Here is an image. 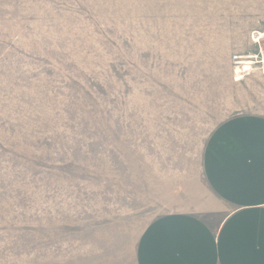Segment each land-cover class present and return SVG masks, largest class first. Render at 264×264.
Masks as SVG:
<instances>
[{
	"label": "rangeland",
	"instance_id": "1",
	"mask_svg": "<svg viewBox=\"0 0 264 264\" xmlns=\"http://www.w3.org/2000/svg\"><path fill=\"white\" fill-rule=\"evenodd\" d=\"M258 33L264 0H0V264H136L210 133L264 115Z\"/></svg>",
	"mask_w": 264,
	"mask_h": 264
},
{
	"label": "crops",
	"instance_id": "2",
	"mask_svg": "<svg viewBox=\"0 0 264 264\" xmlns=\"http://www.w3.org/2000/svg\"><path fill=\"white\" fill-rule=\"evenodd\" d=\"M202 173L195 211L152 221L136 264H264V115L220 123L206 141Z\"/></svg>",
	"mask_w": 264,
	"mask_h": 264
},
{
	"label": "bare ground",
	"instance_id": "3",
	"mask_svg": "<svg viewBox=\"0 0 264 264\" xmlns=\"http://www.w3.org/2000/svg\"><path fill=\"white\" fill-rule=\"evenodd\" d=\"M263 37H264V33H258V38L259 39H261ZM250 69H251V66L248 63L242 65V67H236L235 68V75H237L236 80L237 81L242 80L243 79V76H242L243 72H246V71H248Z\"/></svg>",
	"mask_w": 264,
	"mask_h": 264
}]
</instances>
